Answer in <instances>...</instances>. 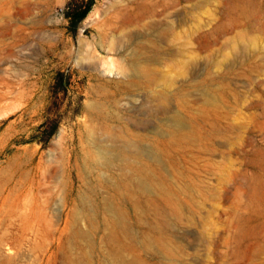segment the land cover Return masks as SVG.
I'll use <instances>...</instances> for the list:
<instances>
[{"label":"rangeland","instance_id":"obj_1","mask_svg":"<svg viewBox=\"0 0 264 264\" xmlns=\"http://www.w3.org/2000/svg\"><path fill=\"white\" fill-rule=\"evenodd\" d=\"M150 34L157 81L128 88L130 43ZM177 113L200 137L165 151L156 141ZM89 149L99 154L88 160ZM139 149L185 180L182 215L158 198L131 230L179 253H136L149 264H264V0H0V234L12 246L27 238L14 264H69L73 227L88 228L77 209L107 195V156ZM91 235L95 264H111L105 231Z\"/></svg>","mask_w":264,"mask_h":264},{"label":"bare ground","instance_id":"obj_2","mask_svg":"<svg viewBox=\"0 0 264 264\" xmlns=\"http://www.w3.org/2000/svg\"><path fill=\"white\" fill-rule=\"evenodd\" d=\"M151 36L152 35L150 34L130 43L132 53L130 55V62L127 65V69L132 71V75L130 76V79H127L128 81H126V86L128 88H140L144 85H151L157 79L151 59L146 56L150 45L153 44ZM186 72L187 60H181L179 63V74L184 75ZM124 73H126L125 70ZM166 83H170L171 85L172 82L171 80H167ZM176 93L181 97L183 105L188 108L191 107L189 102L185 99V96L181 94L179 90H177ZM211 106L213 108L214 103H212ZM90 110L94 111V113L96 112V115L101 114L102 112L101 106L97 104L92 105ZM193 110L198 116H200V105L197 107L194 106ZM105 128L109 130L108 125ZM166 130V140L163 142L155 140L165 151L169 150L173 145L189 144L200 137L197 125L187 123V117L183 114L177 113L171 116L169 123H167ZM118 132L124 136L132 138L131 135L124 133L121 129H119ZM136 135L134 134L135 137H142L141 134L138 136ZM143 151L140 149L132 153L119 151L116 153H109L110 155L107 156V164H109V160L116 163V166H108L111 170V175L109 174L110 176L106 178L102 177L98 180L101 187H104L107 195H104L102 201L99 203V197L101 196L98 192L94 191L99 196L98 200L89 203L86 202L87 204L77 209L76 219L86 223L88 228L76 226L77 223L73 227L71 233L72 242L70 243L79 245L80 250L76 253L70 252V250L66 252V260L69 264H95L92 256V249L96 247L97 243L91 234L98 230L105 231V236L103 238L106 246L104 257L111 264H149L142 258V256L136 253L138 245L147 248L159 244L165 255L179 253L178 247L167 239L151 237L150 235H132L133 233L131 230L133 222L137 225L146 223V221H148L146 220L145 215L147 212L153 211L154 214L159 212V208L156 207L158 198H162L169 206L168 208H170L177 216L182 215L179 196L182 190L180 187L178 188L176 186V177L185 180V174L182 172H176V175L173 173L170 174L169 177L159 174L155 166H150L144 161L141 162L143 159H141V161L139 160L140 156L143 155ZM98 154L99 153L95 150L89 149L86 154V159H94ZM187 185L191 186V183L187 182ZM124 202H127L131 210H133V220L130 217L131 215L129 216L127 213ZM34 208L35 207H33V209ZM36 208H38L37 205ZM33 211L35 212V210ZM147 226L149 230L152 227L150 225ZM156 226L157 225L154 226V229H156ZM5 233L6 232L4 231L0 234V264H14V260L17 258L22 248L20 245H22L27 238L25 236L21 239L19 238L20 245L12 246L7 242L8 240ZM24 233L26 232L24 231ZM130 251H132L131 254Z\"/></svg>","mask_w":264,"mask_h":264},{"label":"trees","instance_id":"obj_3","mask_svg":"<svg viewBox=\"0 0 264 264\" xmlns=\"http://www.w3.org/2000/svg\"><path fill=\"white\" fill-rule=\"evenodd\" d=\"M88 9H89V7L85 8V9L81 12V14L79 15V17H80V18H81V17H84V16L86 15V13L88 12Z\"/></svg>","mask_w":264,"mask_h":264}]
</instances>
